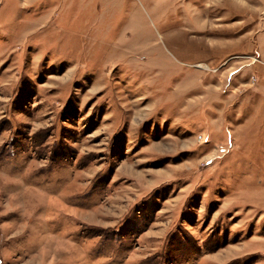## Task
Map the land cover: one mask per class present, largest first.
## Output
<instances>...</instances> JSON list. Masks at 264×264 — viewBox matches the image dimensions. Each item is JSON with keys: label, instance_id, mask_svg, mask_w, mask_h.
<instances>
[{"label": "rangeland", "instance_id": "1", "mask_svg": "<svg viewBox=\"0 0 264 264\" xmlns=\"http://www.w3.org/2000/svg\"><path fill=\"white\" fill-rule=\"evenodd\" d=\"M0 264H264V0H0Z\"/></svg>", "mask_w": 264, "mask_h": 264}, {"label": "bare ground", "instance_id": "2", "mask_svg": "<svg viewBox=\"0 0 264 264\" xmlns=\"http://www.w3.org/2000/svg\"><path fill=\"white\" fill-rule=\"evenodd\" d=\"M197 66H199V65H197ZM199 67H200V68H207V67H205V66H202V65H200Z\"/></svg>", "mask_w": 264, "mask_h": 264}]
</instances>
